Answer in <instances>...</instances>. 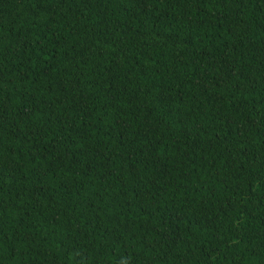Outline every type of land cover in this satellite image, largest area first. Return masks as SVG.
<instances>
[{
    "label": "trees",
    "instance_id": "trees-1",
    "mask_svg": "<svg viewBox=\"0 0 264 264\" xmlns=\"http://www.w3.org/2000/svg\"><path fill=\"white\" fill-rule=\"evenodd\" d=\"M0 264H264V0H0Z\"/></svg>",
    "mask_w": 264,
    "mask_h": 264
}]
</instances>
